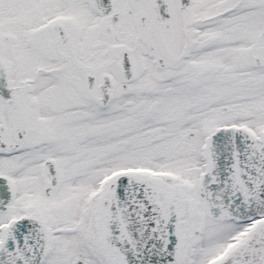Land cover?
Returning a JSON list of instances; mask_svg holds the SVG:
<instances>
[{"label":"snow or ice","instance_id":"1","mask_svg":"<svg viewBox=\"0 0 264 264\" xmlns=\"http://www.w3.org/2000/svg\"><path fill=\"white\" fill-rule=\"evenodd\" d=\"M0 264H264V0H0Z\"/></svg>","mask_w":264,"mask_h":264}]
</instances>
